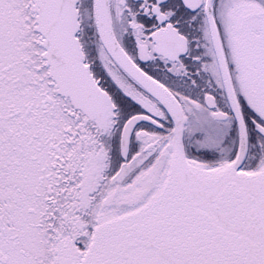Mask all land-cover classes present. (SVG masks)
Wrapping results in <instances>:
<instances>
[{"label":"snow or ice","instance_id":"obj_1","mask_svg":"<svg viewBox=\"0 0 264 264\" xmlns=\"http://www.w3.org/2000/svg\"><path fill=\"white\" fill-rule=\"evenodd\" d=\"M0 264H264V0H0Z\"/></svg>","mask_w":264,"mask_h":264}]
</instances>
